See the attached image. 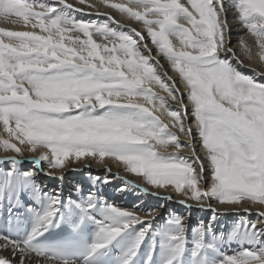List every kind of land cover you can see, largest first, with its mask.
I'll use <instances>...</instances> for the list:
<instances>
[{"label": "snow or ice", "instance_id": "1", "mask_svg": "<svg viewBox=\"0 0 264 264\" xmlns=\"http://www.w3.org/2000/svg\"><path fill=\"white\" fill-rule=\"evenodd\" d=\"M102 3L140 29L98 9L103 19H78L92 13L68 0H0V20L22 29L0 27V150L11 153L0 159L10 165L0 171V248L11 252L0 264H264V70L245 74L238 54L264 65V0ZM229 10L252 38L239 49ZM85 159L143 181L117 177V191L171 190L214 216L213 200L234 211L243 202L245 218L227 234L203 221L189 229L178 214L157 228V209L142 215L104 197L110 175L75 198L36 183Z\"/></svg>", "mask_w": 264, "mask_h": 264}, {"label": "bare ground", "instance_id": "2", "mask_svg": "<svg viewBox=\"0 0 264 264\" xmlns=\"http://www.w3.org/2000/svg\"><path fill=\"white\" fill-rule=\"evenodd\" d=\"M48 2H54V0H48ZM68 2L72 3L75 7L84 9L85 12L92 13L91 15H82L81 13H76L75 15L78 19H103V16L96 14L98 9L99 13L110 14L114 17V19L120 21L126 26L137 28V30H139L141 27L139 24L128 20L126 17L121 16V14H119L115 10L104 5L102 3V0H87V2L83 5L79 3V0H68ZM113 2H119V0H113ZM89 4L95 5L96 8H89ZM227 19L230 26L231 41L234 49H239L240 45L238 42L241 40V38L247 40L249 43H252V38L247 32V29L238 22L235 10H229ZM0 27L22 30L19 28V26H13L4 22L3 20H0ZM125 30H127V27L125 28ZM149 46L151 47V45ZM153 54L155 55V50H153ZM238 54L241 56V59L244 60L245 64L248 65L247 67L242 68V71H244L245 74L252 75L253 68H256L257 70H264V65L248 61L244 57L242 52H239ZM156 59L160 60L168 75L175 79V73L169 67L168 62L160 56H156ZM196 147L198 151H201L198 141ZM182 154L190 155V152L185 150V152ZM5 155H11V153H4L2 150H0V159H2ZM32 155L33 154L29 152L25 153L26 159L22 165V168L24 170L32 167V164L27 159ZM201 155H203L202 151ZM106 165L111 167V173H108L105 170ZM9 167L10 165L8 164H1L0 171L6 170ZM41 167L47 169V162H42ZM73 168H75L76 170H72ZM53 171L56 172L57 176L60 175V172L58 170ZM109 175L112 177L111 183L103 185L102 187V194L104 195V197L109 202L125 207L127 209H132L134 205H139L142 215L147 213L149 209H157V219L154 221L153 225L157 228L162 225L170 215L178 214L184 218V222L189 227V229L194 227L198 222L203 221L205 224H211L217 234H227L230 232L235 222L241 220L242 218H245L243 208L248 207V205L244 204L243 202L241 204V207L234 211L233 206L220 205L215 200H213L211 201L213 208L218 209V212L214 216L211 209H201L195 206L189 209L185 205L180 204L178 201L182 199V197L171 192V190L160 191L159 195L144 194L134 189H129L123 192L117 191V189L122 187L123 185V181L117 177H126L127 179L141 185H143V181L139 177L126 173L119 164L113 163L108 160H106L104 163H100L92 161L91 159H85L82 163H77L75 165L70 164L69 167L63 171L62 180L52 178L48 175H44L43 173H39L35 179L36 183L39 184L41 188L46 192H53L59 189L65 198L69 195L75 198V196L77 195L75 191L77 186H79L84 193H87L92 189V177L99 176L103 178ZM152 191L156 190L153 189ZM169 195L172 196L171 200L161 198ZM189 203L194 204V202L192 201H189ZM251 211L252 214L247 216L246 218L255 221L257 219L256 206H253ZM0 243H2V241H0ZM235 250H238V246L236 244H232L230 247H225V252H227L228 254H231ZM0 256L11 258V252L8 249L0 248Z\"/></svg>", "mask_w": 264, "mask_h": 264}]
</instances>
